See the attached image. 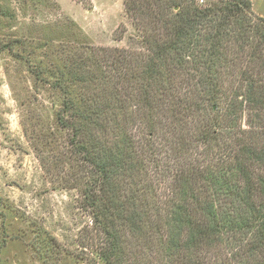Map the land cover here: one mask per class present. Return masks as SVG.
<instances>
[{
    "label": "trees",
    "instance_id": "trees-1",
    "mask_svg": "<svg viewBox=\"0 0 264 264\" xmlns=\"http://www.w3.org/2000/svg\"><path fill=\"white\" fill-rule=\"evenodd\" d=\"M124 4L136 45L72 44L36 74L63 96L91 264H151L144 241L163 264H264V17L252 0Z\"/></svg>",
    "mask_w": 264,
    "mask_h": 264
},
{
    "label": "rangeland",
    "instance_id": "rangeland-1",
    "mask_svg": "<svg viewBox=\"0 0 264 264\" xmlns=\"http://www.w3.org/2000/svg\"><path fill=\"white\" fill-rule=\"evenodd\" d=\"M252 2L264 17V0ZM0 6L7 12L0 21V195L13 206L12 212L0 208L4 229L10 222L13 233L0 264H91L89 216L79 189L85 175L56 119L63 96L36 74L48 62L61 65L72 44L133 46L137 31L124 0H0ZM31 222L53 237L49 251ZM143 243L139 259L163 264L153 244Z\"/></svg>",
    "mask_w": 264,
    "mask_h": 264
}]
</instances>
